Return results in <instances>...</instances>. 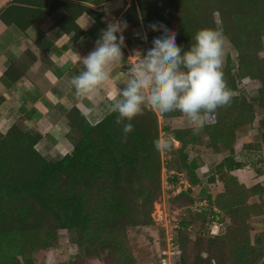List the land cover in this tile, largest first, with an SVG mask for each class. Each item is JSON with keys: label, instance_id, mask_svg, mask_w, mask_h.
Wrapping results in <instances>:
<instances>
[{"label": "trees", "instance_id": "1", "mask_svg": "<svg viewBox=\"0 0 264 264\" xmlns=\"http://www.w3.org/2000/svg\"><path fill=\"white\" fill-rule=\"evenodd\" d=\"M89 1L103 5L112 0ZM37 4L43 5L40 0ZM58 7L65 11L59 25L63 32H73V39L82 34L76 23L81 15L87 13L96 22L100 19L89 7L56 0L46 14ZM13 9L17 8L9 6L6 14ZM40 13L21 29L36 21ZM125 18L131 25L143 27L147 40L140 41L148 47L153 37L160 35L149 27L156 22L174 30L177 45L184 49L194 43L199 30H222L236 51L235 60L227 55L222 68L232 95L230 104L209 115L199 130L162 127L155 110L147 105L133 118V131L127 139L116 124V113L91 125L80 110L72 108L67 120L81 139L61 159H49L39 152L40 133L11 126L0 134V264H53L51 252L61 230L76 232L84 259L104 253L105 264H134L127 233L130 228L154 223L152 213L161 193L162 132L168 136L172 153L168 169L186 171L191 185L197 182L200 153L211 149L228 154L215 166L210 180L212 184L219 181L223 191L198 199L214 209L208 207L206 212L201 207L192 213V197L187 204L178 205H188L187 213L195 216L179 222L176 241L181 256L175 264H264V225L257 223L264 214V183L247 187L232 175L242 169V163L235 161L240 151L264 155V0H133ZM239 82L257 95L249 98L248 89H240ZM181 116L179 111L162 114L164 120ZM256 120L259 136L244 144L236 133ZM188 146L196 152L192 160L186 153ZM190 196L188 189L176 199ZM214 216L222 225L215 235L209 228L205 235L189 232L198 218H206L207 225L214 222ZM189 242L195 249L192 254L187 252Z\"/></svg>", "mask_w": 264, "mask_h": 264}, {"label": "crops", "instance_id": "2", "mask_svg": "<svg viewBox=\"0 0 264 264\" xmlns=\"http://www.w3.org/2000/svg\"><path fill=\"white\" fill-rule=\"evenodd\" d=\"M26 1L19 4L0 0V134L13 125L24 131L34 130L41 134L39 152L49 159H61L71 152L65 139L71 127L67 113L77 108L91 125L110 114L111 96L117 87H123L121 82L127 78L129 67L139 58V53L143 54L149 47L136 35L145 34L143 27L123 19L133 0H122L120 8L109 12L103 7L110 2L95 5L89 0H56L86 6L99 14L98 22L87 13L77 19L82 31L77 39H73V32H63L59 25L65 16L62 7L46 14L53 0H40L43 5L37 4V0ZM9 6L17 9L6 14ZM38 12L42 15L21 29ZM120 19L128 24L123 33V59L113 66L111 78L104 82L98 94L76 97L71 78L84 70L83 58L94 50L100 30ZM232 175L237 177L234 172Z\"/></svg>", "mask_w": 264, "mask_h": 264}, {"label": "clouds", "instance_id": "3", "mask_svg": "<svg viewBox=\"0 0 264 264\" xmlns=\"http://www.w3.org/2000/svg\"><path fill=\"white\" fill-rule=\"evenodd\" d=\"M94 22V21H93ZM160 35L129 67L127 78L111 96V111L117 114L124 139L133 131L132 120L144 107L153 105L163 114L179 111L190 125L205 127L209 115L230 104L231 91L223 78L224 34L201 29L187 49L176 43V33L162 22L149 25ZM126 20H113L100 30L94 50L83 58L84 70L71 78L76 97L99 93L111 78L112 68L123 59ZM147 40V35L136 33ZM91 111V110H90Z\"/></svg>", "mask_w": 264, "mask_h": 264}, {"label": "rangeland", "instance_id": "4", "mask_svg": "<svg viewBox=\"0 0 264 264\" xmlns=\"http://www.w3.org/2000/svg\"><path fill=\"white\" fill-rule=\"evenodd\" d=\"M224 53L223 66L227 55H230L233 60L236 58V51L226 39H224ZM234 74L236 76L235 71ZM239 86L243 91L248 89L246 92L249 98H253L257 95L254 89H250L248 86H242L240 82ZM148 106L155 110L162 127L166 126L171 129L193 127L188 123L187 118L183 114L178 118L164 120L158 108L153 105ZM259 118L260 116L257 117V120H259ZM257 120L253 124L246 125L241 132L236 133L237 138H241L244 144L253 142V138L259 136V123ZM167 138L168 136L162 132L160 135L162 166L160 178L161 193L157 208L152 213L154 223L146 227H133L128 229V242L134 264L177 263L181 256V250H179L176 241V230L180 227V220L182 218L189 219V216H195L192 213L201 207L205 209L204 211L206 212L208 211V207H213L214 209V205L208 206L209 203L206 200L200 202L198 199L207 194L216 196V194L223 191V185L219 181L212 184L210 180L214 173L215 166L228 154H216L211 149H207L204 153H200L197 161L198 168L195 171L197 182L191 185L189 182V175L186 171H180V173L175 169H168L167 162L171 159L172 153L168 150ZM65 139L69 143L72 151L74 146L80 141L81 136L76 130L70 127L68 133L65 135ZM186 153L189 156V160H192L196 156V152L191 149V146L187 147ZM235 161L242 163V169L239 170L240 172H234L242 184L251 187L260 182L264 183V174H262L264 173V155H262L261 152L249 150L240 151L235 155ZM174 177H176L177 180ZM214 177L216 178V176ZM188 189H191V196L187 197L188 199H176V196L181 192H186ZM191 197L194 198V203L189 206L190 211H192L189 215L186 208L188 205L180 207L178 205L187 204ZM216 212H218V209ZM201 220L198 218L196 223L189 227V232H192V235H205L208 228L210 229L209 233L215 235L219 228L222 227L218 216H214L213 220L215 222L207 225H205L207 222L206 218L205 221ZM257 223L259 225H264V214L257 219ZM254 234L257 233H253V235ZM170 235H172L176 244L174 254L173 251L169 249V246L166 245ZM78 242L79 238L75 231H59L57 242L51 252L53 264H105L104 258L106 254L104 253H98L91 258L84 259L82 248L78 245ZM188 246L187 252L192 254L195 251V249L192 248V242H189ZM203 255L207 257V254L204 252H202V256Z\"/></svg>", "mask_w": 264, "mask_h": 264}, {"label": "water", "instance_id": "5", "mask_svg": "<svg viewBox=\"0 0 264 264\" xmlns=\"http://www.w3.org/2000/svg\"><path fill=\"white\" fill-rule=\"evenodd\" d=\"M122 4H123L122 0H115L113 2H110V3L106 4L103 7V10L105 12H109V11H112V10L120 8L122 6ZM203 257H206V255H203Z\"/></svg>", "mask_w": 264, "mask_h": 264}, {"label": "built area", "instance_id": "6", "mask_svg": "<svg viewBox=\"0 0 264 264\" xmlns=\"http://www.w3.org/2000/svg\"><path fill=\"white\" fill-rule=\"evenodd\" d=\"M166 245L169 246V249L172 250L173 251V254H174V249H175L176 244L174 242V239H173L172 235H170V237H168L167 244ZM171 264H175V263H171Z\"/></svg>", "mask_w": 264, "mask_h": 264}]
</instances>
